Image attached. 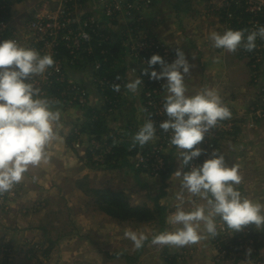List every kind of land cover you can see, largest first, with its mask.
Masks as SVG:
<instances>
[{
  "label": "crops",
  "instance_id": "0c3cea01",
  "mask_svg": "<svg viewBox=\"0 0 264 264\" xmlns=\"http://www.w3.org/2000/svg\"><path fill=\"white\" fill-rule=\"evenodd\" d=\"M45 1L26 0L13 4L11 10L17 12V14L14 16L16 20H12V26L18 27V32L24 33L26 31V22L32 18L36 8L41 7ZM228 1L156 0L154 6L144 15H141L142 25L139 32L144 37L155 38L171 45L175 51L177 48L184 51L190 64L193 65L191 72L185 77V84L189 95L204 87L215 89L219 93L222 102L230 104L234 110V114L239 118L244 115V112L242 111V106H239L238 101L242 98V91L246 90L249 84L250 70L245 61L236 52L216 49L212 46L211 40L208 39L210 32H223L225 30V22L218 10L224 9L225 3ZM95 5V1L88 4L89 17H101L100 10ZM86 17L87 14L84 16V19ZM109 26L110 31L108 29V34L115 45V49L110 57L106 54H100V58H92L95 53L94 49H92L93 54L84 53L78 65L76 64L77 66L72 64L68 59L64 60V64L69 65L67 67L68 80L84 85L88 89L90 105L93 109L103 108L110 98L111 102L117 101L115 105L111 104V102L109 103L108 109L111 111L105 114H102V111H100V118L104 116L107 133L114 132L115 137L113 141L127 138L129 143L134 144L130 141L133 140V136L146 120L144 106L137 99V94L141 92L140 87L142 85L139 86L136 93H132L126 89L125 84L140 77L138 70L141 69L142 65L134 56L133 50L135 48H132L131 45L130 47L128 46L129 43H132V38L129 36V39H123L122 34L126 32L123 22H112V24L109 23ZM98 63L101 64L99 70L96 68ZM134 70L137 71V74L133 73ZM100 71L106 73V75L118 73L122 75L124 80L120 85L119 92L105 90L106 88L101 85L100 79L106 77L104 75L101 76ZM104 99H106V103ZM59 111L62 112L59 121V138L49 146V162L46 164L42 163L39 167L32 168L25 174V179L17 184V186L21 185L24 192L20 194V197L12 205L14 211L19 207L25 208L26 206L29 208L37 205L38 209L36 213L14 214L8 212L9 216L6 219H1L2 214L0 213V242L8 243L17 252L13 261L9 262L8 258H6L4 264H43L45 261L46 264H74L79 252L75 249L77 248L76 242L77 240L82 242L85 239L83 235L69 234L57 239V236H54L53 233L55 226L59 225L60 222L62 224L64 221L68 222L67 216L65 218L62 216L61 218L62 211L67 214L69 211H74L73 208L75 211L84 209V206L80 209L76 203L66 201V196L73 195L81 197L80 199H88L89 202L83 201V205L85 203H87L85 206L93 205L91 203L93 190L108 188L112 190L114 188L111 187L110 182L120 178L117 175L113 179L106 178L109 171L113 172L116 169L124 170L126 168H129L130 171H135L130 166V157L128 159L120 158L121 162L119 161L117 164L119 166L116 168L115 165L112 169L100 168L96 162L87 160L85 158L86 150H75L72 145L68 144L67 140L71 135L70 121L80 118L79 110L74 108L68 111ZM68 117L72 118V120H67ZM105 119L110 122V129L107 127ZM241 124L237 129L238 132L243 131V128L248 131ZM246 131L242 135H247ZM107 133L106 135H109ZM154 141L155 139L144 146L151 145L150 143H154ZM260 141L258 140L261 144L259 146H252L247 141H243L242 143L236 141V147H240L243 150L237 154L239 157L236 156L235 158L232 152H230L233 164H238L241 170L245 169V167H250L252 168L251 170L258 169L259 165H262L261 163L264 162L263 158L260 159L254 153V149L263 147ZM134 145L139 146L138 144ZM139 147L140 149L143 148ZM174 147L167 153L166 157L169 160V168L166 173H162L161 178H152L146 173H137L134 176L130 173L128 176H121V178H126V182L137 179L136 183L140 184L133 191V197L138 202L133 201V203L135 205H137L136 203H143L138 205L147 204L150 206V202H153V206H150V208L155 209L160 207L162 218L157 217L148 223L119 222L114 224L118 232L112 235V239L120 238L119 242L114 241L119 245L113 246L116 256L111 257L114 258V263L119 264L123 261L124 263L129 262V264H218L219 250L215 245L216 237H209L206 233H203L204 239H201L196 244L185 247L154 245L151 242L154 235L164 231H174L176 227L168 223V217L175 211L178 203L175 194L180 190V179L174 176L175 171L180 167L179 152ZM224 155L226 162H231L229 154L224 153ZM118 160L115 159V161ZM246 160L252 161L244 163ZM255 163L258 167L255 166ZM57 166L61 167V176L65 178V182L59 180L55 185V183H52V179L56 176ZM112 174L114 175L116 172ZM33 177H36V179L33 180ZM261 177L264 179V175H261ZM81 183L86 185V191L81 187ZM68 185H71L72 188ZM125 191L123 190V192ZM57 194L64 198L65 203L68 202L69 204L66 206L64 203V206L57 208L56 206H52L56 205L52 203V199L43 202L40 197ZM134 195H137V197ZM47 207L48 209H46ZM49 207L52 208L50 211ZM184 207L185 209L192 207L188 201L187 193H185ZM77 212L83 216H76ZM99 215L101 218H106L104 214ZM71 216L72 220H70L69 224L70 228H73L74 221L83 226V221L88 215L86 216L83 211H76ZM58 217L59 221H57ZM217 221L218 227H220L218 218ZM89 222L94 224L92 220ZM126 223L127 226H124ZM122 225L125 229H122ZM129 230L144 232L148 236L143 247L136 249L130 239H128V242L123 241L127 239L124 235L125 231ZM201 230H203V225H201ZM31 245L35 249L30 248ZM29 249H34V253L30 252ZM41 249H43V252L49 249V253L43 255V252L39 253L35 251ZM122 249L126 251H122ZM226 259V263L223 262V264H230L236 258L230 256Z\"/></svg>",
  "mask_w": 264,
  "mask_h": 264
},
{
  "label": "clouds",
  "instance_id": "9594fccd",
  "mask_svg": "<svg viewBox=\"0 0 264 264\" xmlns=\"http://www.w3.org/2000/svg\"><path fill=\"white\" fill-rule=\"evenodd\" d=\"M258 37L264 39V26L247 35L244 30L212 31L208 39L216 49L235 52L242 47L252 52ZM146 63L140 77L125 87L136 93L143 76L164 81L161 114L166 118L158 127L169 134V143L178 150L180 160V167L174 173L180 179V190L175 194L178 203L168 217V223L176 227L174 231L154 235L152 244L185 247L204 239L203 233L215 238L219 235L217 218L231 233L240 232L250 224L258 230L264 229V203L244 196L239 190L242 176L238 164L229 166L225 155L217 150L202 163L193 164L205 152L198 147L205 135L219 121L232 116L219 93L204 87L188 94L185 77L193 65L179 48L172 62L153 54ZM54 64L50 54L23 47L15 40H0V195L21 183L30 169L50 160L48 149L59 138L61 112L44 95L37 78L43 79ZM120 87L116 83L113 90L119 92ZM156 134V122L149 116L133 136V143L143 147ZM185 193L192 205L189 209L184 207ZM124 235L136 249L143 247L148 239L144 232L129 230Z\"/></svg>",
  "mask_w": 264,
  "mask_h": 264
},
{
  "label": "rangeland",
  "instance_id": "374dc122",
  "mask_svg": "<svg viewBox=\"0 0 264 264\" xmlns=\"http://www.w3.org/2000/svg\"><path fill=\"white\" fill-rule=\"evenodd\" d=\"M231 3V1H230ZM230 3H225L226 7H228L230 5ZM12 8V6H10ZM10 7H8V11H11V15H13V17L11 18V23L13 21H15L16 19L14 18V16L17 14V12H13ZM135 10L137 9V7H134ZM38 9V8H36ZM228 10V9H227ZM148 11V10H147ZM146 11V12H147ZM146 12H140L143 15ZM219 14L222 16L224 10H218ZM227 13V12H226ZM229 13V12H228ZM228 13H227V17H228ZM14 18V19H13ZM4 19V18H1ZM21 19V18H20ZM13 20V21H12ZM225 22V29H233L235 30V28H232L230 22ZM9 23V31L15 30L18 31V27L16 26H12V24ZM142 25V21H139L138 23H136L135 29L134 31L136 32V36L140 37L142 36L140 34V27ZM17 33V32H16ZM18 34V33H17ZM19 35V34H18ZM136 36H132V43H129L128 46L130 47V45L133 47L136 46ZM158 40V39H157ZM158 42L161 45H165L168 48H173L171 45L164 43L160 40H158ZM175 51V50H173ZM132 52V51H131ZM239 56H241V58L245 61L247 67L250 70V75H249V84L246 87L247 89L242 91V98L240 99L239 102V106H242L241 108H243V112L244 115H242L241 117L237 118V115L234 114V110L232 108V106L230 104H226L224 103L231 111L232 116L230 119L224 120L223 121V126H221V129L218 131L220 132L219 134H216L213 138H209L207 135H205V139L204 141L198 145V147H201L202 149L205 150V144L209 143L210 140L214 141V142H218L217 145L218 146V152L224 154H229L230 157V161H228V165L231 166L233 164L232 161V156L231 153L234 155V158L237 156L239 157V152H241L243 149H240L236 147V141L239 142H243V141H247L248 144L252 145V146H259L261 145L258 140H261L260 142L262 143L261 148H257L254 149V153L257 154V156L261 159H264V59L257 62V58L255 56V54L253 52L248 53L244 48H238L235 51ZM176 54V51H175ZM104 55V53L102 54ZM176 58V55H175ZM141 64V63H140ZM142 67L144 66L143 64H141ZM141 67V69L138 70V74L141 75V72L143 70V68ZM134 74H137V71L134 70L133 71ZM120 75V73H118ZM132 75V74H131ZM68 77V75H67ZM124 78L122 77L119 80V84L121 85L123 82ZM74 83V84H72ZM67 83V85L65 87H69L70 89L72 88H78L81 90V92H83L84 94L87 95L86 100H82L81 102L79 100L75 101V98L77 97V94L73 92V94H68L67 97H65L64 99H58L56 100L55 104H54V108H57L59 110H72L74 108H77L79 110L80 113V118H76L74 119L75 121H70V128H71V135L75 137V141L72 143V147L75 150L78 151H85L86 150V156L85 158H88V152L91 153L92 155V161L96 162L98 166H100V168H107L110 169L109 166L113 165L115 163L116 168L119 166L117 165L118 162H121V159H128L130 157V166L133 169L134 166L131 165L135 163L134 158L136 157V154L138 153V151L140 152V150H147L149 148V146L151 145H156L159 143V140H162V136H159V134H156V137L154 138L155 141L154 143H150L151 145L148 146H144L142 149H140L139 146L134 145L129 143V140L126 139H122V140H117V141H113V138L115 137L114 132H110L107 133L109 135H103L102 137H100V140H97L95 137L90 136L89 134H87L86 132H82V129H84L83 124L86 123L88 116H87V112L91 110L93 107L90 105V95L88 92V89L86 88V86L81 85L79 83ZM217 83V82H216ZM218 84V83H217ZM102 85V84H101ZM64 86V85H63ZM141 92L139 94H137V99L139 100V102L144 106V111L146 114V119L149 118L150 114V110H146L145 109V91L143 89V87L141 86ZM110 90H113V86H109ZM104 91V90H103ZM79 92V91H78ZM65 96V95H64ZM163 97H164V92H163ZM72 98V99H71ZM108 98H110L108 96ZM71 99V100H68ZM105 103H106V99H104ZM111 102V98L108 99L106 106L104 105L103 108L101 109H96L98 111H102V114H105L106 112L111 111L110 109H108V105ZM117 101H112L111 104H116ZM241 110V109H240ZM62 113V112H61ZM104 121V116L101 118ZM67 120H72V118H69ZM106 120V119H105ZM242 123V124H241ZM240 124L242 125V127H246V129H248V131L244 130L241 132H238V127L240 126ZM106 125L107 127L110 129L109 125L110 122H108V120H106ZM104 128H106V126L104 125ZM107 129V128H106ZM86 130V129H85ZM246 131L247 135H242L244 134ZM118 137V136H117ZM160 138V139H159ZM208 140V141H207ZM207 141V142H206ZM118 142V143H117ZM130 142H133V140H131ZM117 143V144H116ZM170 145V143H169ZM115 146V147H114ZM240 146V145H239ZM174 146L170 145L169 147L165 148L164 150V154L167 156V153L170 152L169 150H171ZM127 148L128 152H135V154L133 156L129 155L128 152L125 154V157H122L121 159H119L118 161H115V159L110 162L107 163V158L109 154H113L114 155V151L115 149H125ZM175 148V147H174ZM225 151V152H224ZM206 154V150L204 152V154H202L201 157V163L203 162V156ZM90 161V160H89ZM169 161V160H168ZM252 160H246L244 163L246 162H250ZM129 162V161H128ZM165 163V162H164ZM231 163V164H230ZM171 164V162H170ZM262 165H259L260 167L257 166V164L255 163V166L258 167V169H254L251 170L252 168L250 167H245V169H240L239 168V174L242 176V184L238 185L239 190L242 192V194L252 200H259L260 202L264 203V179L263 177H261V175H264V162L261 163ZM135 165V164H134ZM168 163H165L162 167V169L160 171H162L163 169H165L164 171L168 170ZM115 168V169H116ZM135 171H130L129 168H126L124 170H113V172H116V174H112L113 172L108 173L106 178L109 179H113L117 176H119L120 180H115L111 183V187L114 188L112 189L113 191L116 192H123V190H126L125 192H123L130 200V202L132 204L135 205L134 202H138L136 201V199L133 197V191L136 190V187H139L140 184L136 183L137 179H132L130 181L126 182V178H121V176L123 175H129L130 173L134 175H137V173H146L148 174L150 177L152 178H161V177H157V176H153L149 173H147L146 171H143V169L140 168H134ZM120 171V172H117ZM62 175V171H61V167L57 166L56 168V176L52 179V183H55V185L57 184V182L60 180L61 182H65V178ZM139 175V174H138ZM60 177V179H59ZM119 182V183H118ZM69 184V183H68ZM137 184V186H136ZM65 185V183H64ZM67 186V185H66ZM71 186V185H68ZM151 187V185H150ZM72 188V186H71ZM152 188V187H151ZM109 189V188H108ZM153 189V188H152ZM250 190V191H249ZM24 190L23 188L20 186L15 185V187L10 191V192H6L3 195H0V213L1 215V219H6L9 216V213H22L25 214L27 212H33L34 214L36 213L37 205L35 206H31L29 208H27L25 206V208H17L16 211H14L12 205L13 202L20 197V194H23ZM137 197V195H134ZM41 200H43V202H45L46 200H50L52 199V203H55L56 205H52V206H56L57 208H61V206H64V198L61 196L57 195H43L40 196ZM89 197V196H86ZM66 201H70L69 203L73 202L77 204V207L82 209V206H84L83 210H76V211H83L85 212V215L87 217H85L84 221H83V226H81L80 224H77L74 221L73 224V228H70V220H72V214H74L75 209L73 208L74 211H69L67 214L66 212L62 211L61 212V218L63 216V218H65L66 216L68 217V222L64 221L63 224L62 222H60L59 225L55 226V229L53 230L54 236H57L58 238L63 237L64 235H69V234H73V235H83V241L79 242V240H77L76 242V250H78V255L76 256V260L75 263L78 264H116L114 263V258H112L113 256H116L115 251L113 246H119L118 243L115 242H119V237L112 239V235L114 233H117L118 230L116 229L115 225L116 223H119L118 221L112 219L111 217L107 216L106 214L102 213L99 209L98 206L96 205L95 201H91V203L93 205H88L85 206L87 203H85L83 205V201L89 202L88 199H80L81 197H75L73 195H68L66 196ZM146 200V199H145ZM144 200V201H145ZM68 202L65 203V205L67 206V204H69ZM138 204H143V203H136ZM60 205V206H59ZM147 205V204H146ZM149 206V205H147ZM150 206H153V202H150ZM149 206V207H150ZM89 207V208H88ZM71 208V207H69ZM48 209V207L46 208ZM52 208L49 207V211ZM65 209V208H64ZM68 209V207H67ZM54 210V209H53ZM9 212V213H8ZM79 212H77V214H75L76 216H83L81 214H78ZM99 214H104L106 218H101ZM94 223H90L89 221H91ZM59 221V217L58 220ZM121 223V222H120ZM125 223V222H122ZM62 224V225H61ZM121 225V224H120ZM127 226V223L124 225ZM122 225V229H125ZM248 228L250 227L251 231L253 230L254 232H257L258 234V240H257V245L258 244H263V248L256 253V243L253 238L250 239H244V238H240L238 239V243L236 244L235 247H233V250H229L227 252L226 255H224L223 253H219L218 255V264H223V262L226 263V258L228 257H235L236 259H234L233 261H231L230 264H264V229H256L255 225H248ZM72 230V232H71ZM90 234V235H89ZM89 235V236H87ZM87 236V238H86ZM246 237V236H245ZM126 238V237H125ZM112 240V241H111ZM115 241V242H114ZM123 241H127L128 239H124ZM216 244V241H215ZM126 245V244H125ZM23 247V246H22ZM30 248H34L32 245ZM122 248V247H121ZM35 249V248H34ZM34 249H29L32 250L34 253ZM249 250L250 254H249ZM122 251H126L125 249H122ZM43 252V249L40 250L39 253ZM45 250L42 253L43 255L45 254ZM17 254V252L15 251V249L12 246H9L8 243H1L0 242V264H4V261L6 258H8V261L11 262L13 261L15 255ZM126 255H128L126 253ZM112 256V257H111ZM104 257H108V258H104ZM110 259V260H108ZM38 264V263H36ZM46 264V261L43 263ZM119 264H129L128 263H124L123 261Z\"/></svg>",
  "mask_w": 264,
  "mask_h": 264
},
{
  "label": "built area",
  "instance_id": "2783aa9c",
  "mask_svg": "<svg viewBox=\"0 0 264 264\" xmlns=\"http://www.w3.org/2000/svg\"><path fill=\"white\" fill-rule=\"evenodd\" d=\"M95 1V7L99 8L101 15L105 18L108 23L122 21L124 25H132L133 22L141 17L142 13L148 10V3L144 0H135L134 2L130 0H46L45 3L35 10L30 21L26 23V31L24 33L12 30L9 31V23L11 21L5 19L0 20V39L3 40H15L19 45L27 48H32L40 52L41 54H50L54 61V67L49 69L48 73L45 74L43 79L37 78L38 86L44 90V87L58 86L64 84L65 76L62 75L61 61L56 60L54 55L58 52L68 53L71 61L81 59V55L84 53L93 54L91 34H98L97 30H100L99 24L96 26L95 16L88 15L87 6L90 2ZM244 4L246 12L251 14L252 19L249 21V31H256L260 26H264V0H231V3ZM137 7L135 10L134 7ZM6 9V6H4ZM87 17L84 19V16ZM228 18L232 19L233 14L228 13ZM7 20V21H5ZM141 20V19H140ZM240 26V22H238ZM19 34H17V33ZM5 33H10V37L5 39ZM136 32L134 31L133 35ZM136 46L133 50L136 60L147 66V60L153 54H159L167 62H172L175 59V51L167 49L165 45H161L158 41L148 39L144 36H136ZM257 47L252 51L257 62L264 59V39L257 38ZM104 51L101 52L103 54ZM250 53V52H248ZM70 61V62H71ZM101 64L98 63L96 68L99 70ZM158 67V66H157ZM144 69V68H143ZM117 76L122 78L121 75ZM116 76V77H117ZM114 78H103L101 80L102 86H113L119 83V80ZM143 83L142 87L145 91V109L150 110L149 114L151 119L156 122L157 134L162 136V140L156 145H151L147 150L140 151L136 154L134 168L143 169L147 173L160 177L165 169L160 171L163 167L164 160V149L169 147V134L164 133L159 129V123L165 119L161 114V105L163 101V92L161 85L164 81H153L150 80L148 76L142 77ZM58 83V84H57ZM69 88V87H67ZM70 89V88H69ZM77 94L75 100H86L87 95L81 92L78 88L70 89ZM79 91V92H78ZM65 98V97H64ZM62 98V99H64ZM56 103L55 100L50 99ZM71 100V99H68ZM223 121H219L217 126L213 128L210 133L206 134L209 138H213L221 129ZM225 127V126H223ZM226 128V127H225ZM208 141V140H207ZM206 141V142H207ZM206 154L202 157L203 161L207 159L214 150L218 151V146L212 140L205 144ZM201 157L193 161V164H200ZM219 235L216 236V247L219 253L227 254V249L225 247L229 243V240L235 235H243L244 239L246 234L251 233L250 227L247 226L243 228L240 232L231 233L229 230L224 229L220 224L218 227Z\"/></svg>",
  "mask_w": 264,
  "mask_h": 264
},
{
  "label": "trees",
  "instance_id": "16d2710c",
  "mask_svg": "<svg viewBox=\"0 0 264 264\" xmlns=\"http://www.w3.org/2000/svg\"><path fill=\"white\" fill-rule=\"evenodd\" d=\"M24 1H26V0H0V20H1V18L5 17L7 20L11 21L12 15H11V11H8V7L12 6L13 4L24 2ZM130 1L134 2L135 0H130ZM155 1L156 0H150V2L147 4L148 10H150L154 6ZM230 1L231 0H229L227 3H230ZM144 2L147 3V0H144ZM4 6H6V9H4ZM10 9H11V7H10ZM222 10H224L223 15H222L223 20L226 22H231L232 26H233L232 28H235V30H244L245 34L249 31L250 26L248 23L252 19V16H251V14L246 12V8H245L244 4H235L234 2H232V3H230V5L228 7L224 8ZM226 12L233 14V18L229 19L227 17ZM140 19L141 18H138V20H140ZM7 20H5V21H7ZM30 20L31 19H29L28 21H30ZM238 22H240V26H239ZM95 23H96V26L99 24L100 30H97L98 31L97 35L94 34V32H92V34H91V37H92L91 40H93L92 49H94V51H95L92 58L99 57L102 51H104V55L106 54V55H108V57H110V55L113 53V50L115 49V45L112 43V39L108 34V29L110 27L109 23L105 20V18L102 15H101V17L95 16ZM113 23H115V21ZM133 28H134V25L133 26H131V25L126 26L125 25L124 29L126 32H124L122 34L124 37L123 39H127L129 36L132 38V35L134 33ZM109 31H110V29H109ZM3 35H4V33H3ZM10 35H11L10 33H5V35H4L5 39H8L10 37ZM145 37L148 39L158 41L155 38H150L147 36H145ZM3 40H4V38H3ZM54 58L56 60L61 61L62 75H64L66 78V76L68 75L67 74V67H69V65H65L64 60L68 59L71 61V59H70L71 57L68 56V53L58 52L57 54L54 55ZM79 60L75 61L72 59L71 63L78 65ZM145 67H147V66L144 65L142 68H145ZM99 73L101 76L104 75L106 78H114L117 76V74L106 75V73H104V72L102 73L101 71ZM62 83H61V85L66 86L67 83H70V82L66 79L64 84H62ZM61 85H60V87H61ZM105 88H106L105 90H107V91L110 90L106 86H105ZM51 91L53 93H55V92H57V89L52 88ZM99 113H100V111H96L95 109H92V112H91V110L88 111L87 112L88 119H87L86 123L83 124L84 129H82V132H86L90 136L95 137L97 140H100L101 139L100 137H102L103 135H105L107 133L106 128H104L105 122L101 119L102 117L100 118ZM67 140H68V144L72 145V143L76 139L73 136H69ZM215 143H216V145H219L218 142H215ZM140 151H144V150H140ZM127 152H128L127 148H125L124 150L123 149H119V150L115 149L114 155L113 154L108 155L107 163L112 162L115 158L118 160L122 157H125L126 156L125 154ZM128 154L133 156L135 154V152H131V153L128 152ZM88 158L90 161H92V159H91L92 155L90 152H88ZM163 160L165 163H168V160H167V157L165 154L163 155ZM131 165L134 166V164H132V163H131ZM114 167H115V164H113L112 166L111 165L109 166L110 169H112ZM167 171L168 170L164 171L163 174L166 173ZM163 174H161L160 177ZM81 187H83V190L86 191V185L84 183H81ZM93 201H95L96 205L98 206V209L102 213L106 214L107 216L111 217L112 219H114L118 222H131V223L140 224V223L151 222L154 219H156L157 217L162 218V213H160V207H157L155 209H151L147 205H134L130 202L129 198L123 192H116V191H113L111 189L93 190ZM240 238H244V237H243V235L238 234L229 240V243H231V244H227V246L225 247V249H227V252L229 250H231V251L233 250V247L236 246V244L238 243V239H240ZM250 238H253L254 240H256L255 241L256 253H258L263 248V244L257 245V240H258L257 232L253 233V230H252L250 234H248V235L246 234L245 239L247 240ZM35 251L40 252V250H35ZM48 251H49V249L45 250L46 255L49 253ZM30 252H33V251L30 250Z\"/></svg>",
  "mask_w": 264,
  "mask_h": 264
},
{
  "label": "bare ground",
  "instance_id": "6f19581e",
  "mask_svg": "<svg viewBox=\"0 0 264 264\" xmlns=\"http://www.w3.org/2000/svg\"><path fill=\"white\" fill-rule=\"evenodd\" d=\"M139 21H141V20H136L135 22H133L132 23V25L131 26H133L134 25V28H133V30L135 29V26H136V23H138ZM167 49H169V50H171V51H173V50H175L174 48H168L167 47ZM173 61V60H172ZM52 88L53 89H57V92H55V93H53L51 90H52ZM43 93H44V95H46L49 99H53V100H58V99H62V98H64V97H67L68 96V94H73V91L72 90H70L69 88H67V87H64V86H49V87H44V90H43ZM65 95V96H64ZM72 99V98H71ZM76 101V100H75Z\"/></svg>",
  "mask_w": 264,
  "mask_h": 264
}]
</instances>
